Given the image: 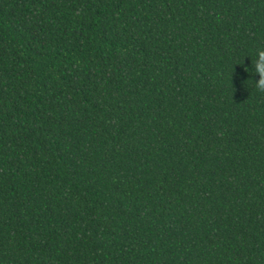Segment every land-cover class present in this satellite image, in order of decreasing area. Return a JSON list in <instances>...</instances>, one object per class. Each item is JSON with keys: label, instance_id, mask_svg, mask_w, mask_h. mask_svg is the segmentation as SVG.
Here are the masks:
<instances>
[{"label": "trees", "instance_id": "16d2710c", "mask_svg": "<svg viewBox=\"0 0 264 264\" xmlns=\"http://www.w3.org/2000/svg\"><path fill=\"white\" fill-rule=\"evenodd\" d=\"M260 50L264 0H0V264H264Z\"/></svg>", "mask_w": 264, "mask_h": 264}, {"label": "clouds", "instance_id": "9594fccd", "mask_svg": "<svg viewBox=\"0 0 264 264\" xmlns=\"http://www.w3.org/2000/svg\"><path fill=\"white\" fill-rule=\"evenodd\" d=\"M254 69L255 73L259 76V80L256 82L257 86L264 89V50L257 52Z\"/></svg>", "mask_w": 264, "mask_h": 264}]
</instances>
